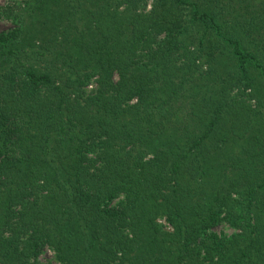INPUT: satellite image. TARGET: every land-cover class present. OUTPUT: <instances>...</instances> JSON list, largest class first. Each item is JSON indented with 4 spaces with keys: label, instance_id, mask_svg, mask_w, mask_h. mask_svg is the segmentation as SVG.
Instances as JSON below:
<instances>
[{
    "label": "trees",
    "instance_id": "16d2710c",
    "mask_svg": "<svg viewBox=\"0 0 264 264\" xmlns=\"http://www.w3.org/2000/svg\"><path fill=\"white\" fill-rule=\"evenodd\" d=\"M0 18V264H264V0Z\"/></svg>",
    "mask_w": 264,
    "mask_h": 264
},
{
    "label": "rangeland",
    "instance_id": "374dc122",
    "mask_svg": "<svg viewBox=\"0 0 264 264\" xmlns=\"http://www.w3.org/2000/svg\"><path fill=\"white\" fill-rule=\"evenodd\" d=\"M25 1L26 0H0V4L3 6L6 5H11L13 7L16 6L18 8L19 5H24ZM149 7H150V3L148 4V8ZM14 27L15 24L10 19L0 18V31H8L13 29ZM29 31L31 32V26H29ZM95 85L96 82L95 79L93 78L90 85H88V88L89 89L93 88L95 87ZM159 222L165 225L166 229H172L171 225L168 223V221L164 216L159 218ZM213 230L222 236L223 235L229 236L235 231L233 227H231L228 223L225 222L217 225L216 227L213 228ZM39 260L42 264H58L55 258V252L49 246H46L42 249L41 253L39 254Z\"/></svg>",
    "mask_w": 264,
    "mask_h": 264
}]
</instances>
